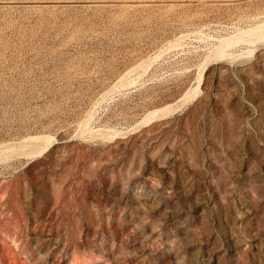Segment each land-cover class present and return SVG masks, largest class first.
<instances>
[{"label": "rangeland", "instance_id": "obj_1", "mask_svg": "<svg viewBox=\"0 0 264 264\" xmlns=\"http://www.w3.org/2000/svg\"><path fill=\"white\" fill-rule=\"evenodd\" d=\"M0 264H264V0H0Z\"/></svg>", "mask_w": 264, "mask_h": 264}, {"label": "bare ground", "instance_id": "obj_2", "mask_svg": "<svg viewBox=\"0 0 264 264\" xmlns=\"http://www.w3.org/2000/svg\"><path fill=\"white\" fill-rule=\"evenodd\" d=\"M253 31H254V30H253ZM254 32H255V31H254ZM177 107H178V106H177ZM153 118H154V117H153ZM153 118H152V119H153Z\"/></svg>", "mask_w": 264, "mask_h": 264}]
</instances>
